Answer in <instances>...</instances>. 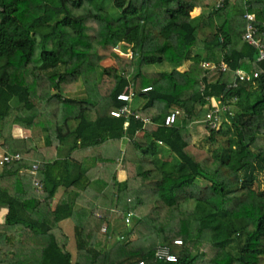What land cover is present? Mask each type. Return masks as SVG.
Masks as SVG:
<instances>
[{
    "label": "trees",
    "instance_id": "16d2710c",
    "mask_svg": "<svg viewBox=\"0 0 264 264\" xmlns=\"http://www.w3.org/2000/svg\"><path fill=\"white\" fill-rule=\"evenodd\" d=\"M249 3L264 21V0ZM244 12V0H0V144L22 156L0 165V264H264V62ZM127 85L145 104L115 116ZM212 100L232 114L205 124L206 151L191 125ZM78 216L73 253L61 222ZM160 244L177 260L157 259Z\"/></svg>",
    "mask_w": 264,
    "mask_h": 264
},
{
    "label": "built area",
    "instance_id": "2783aa9c",
    "mask_svg": "<svg viewBox=\"0 0 264 264\" xmlns=\"http://www.w3.org/2000/svg\"><path fill=\"white\" fill-rule=\"evenodd\" d=\"M226 0H217L216 8H221L224 6ZM245 3V12L244 17L246 19V27L242 34V38L248 42L251 46L257 49L258 56L257 59L259 61L264 62V21H260L257 19L256 14L251 12L249 0H244ZM128 57H133V52L129 50L127 52ZM217 65V66H216ZM204 66L208 68L218 67L219 70L225 71L228 68V64L225 60H221L219 64H213L211 62H204ZM237 79L239 81H251L254 78L259 76L258 72H250L243 68H238L236 70ZM239 81H235L230 85V87H237ZM151 89V87L145 88L144 91ZM134 97V90L131 85H127L125 89L117 95V98L121 101H126L127 104L122 106L118 110H112L111 113L115 116H125L129 117L132 115V110L130 107V103L132 102ZM231 113L229 105H223L217 102V104H212L211 109L206 114L205 123L213 129H216L221 124L222 114ZM181 112L178 109H172L170 113H168L165 117L164 124L166 126H172L175 124L178 118H180ZM137 118L143 120L145 123L150 122L148 117H143L140 115H136ZM1 147V144H0ZM22 158L20 152L16 153H6L0 151V165H5L7 163H13L15 161H19ZM39 169V163H34L32 167L28 170L30 174H35ZM35 185L38 187H42V184L39 180L35 181ZM125 223L130 225L132 220V213L128 212L125 216ZM102 230L107 231V226L104 225ZM174 244L179 245L182 244L181 239H175ZM155 256L157 259L165 260L168 262H174L177 260V255L172 252L170 245H158L155 250ZM133 264H144L143 261H138Z\"/></svg>",
    "mask_w": 264,
    "mask_h": 264
},
{
    "label": "crops",
    "instance_id": "0c3cea01",
    "mask_svg": "<svg viewBox=\"0 0 264 264\" xmlns=\"http://www.w3.org/2000/svg\"><path fill=\"white\" fill-rule=\"evenodd\" d=\"M216 2H217V0H216ZM200 11H201V9L200 8H196L195 10H194V12L193 13H195V14H192L193 16H196V15H198L199 13H200ZM212 63V62H211ZM248 71V70H247ZM133 102H134V99H133ZM132 102V103H133ZM212 102L214 103V104H217V102L216 101H214V100H212ZM131 103V104H132ZM212 103V104H213ZM145 104V103H144ZM143 104V105H144ZM155 104L158 106H162L163 105V103L162 102H160V101H156L155 102ZM142 105V106H143ZM141 106V107H142ZM131 108L134 110V107H132V105H131ZM230 110H231V113H232V109H231V107H230ZM225 114H227V113H225ZM225 114H222V115H225ZM228 114H230V113H228ZM182 116V114L180 115V117ZM225 117V116H224ZM224 117H222V118H224ZM193 126H194V131H193V133H192V139H193V141H194V143L196 144V145H198V147L200 148V147H202V146H200V144L197 142V139H198V137H197V128H199V127H201V122H195V123H193L192 124ZM191 125V126H192ZM26 131H30V134L32 133V131L31 130H26ZM17 132V133H16ZM13 134H14V136H17V134H20V136H17V137H26V136H30V134H23V133H21V127H19V126H15L14 127V129H13ZM128 141V138L127 137H124V139H123V146H125L126 145V142ZM204 148V147H203ZM0 149H1V147H0ZM201 149V148H200ZM204 149H206V148H204ZM116 178H117V181H119V182H124V181H126V179H127V177H128V175H127V171H126V169L125 168H123L122 166H119L118 167V169L116 170ZM58 198L59 197H57V199H56V201L58 200ZM8 213V208L7 207H5V206H2L1 204H0V224H2L3 222H4V220H5V217H6V214ZM84 222H85V219L83 218V217H80V216H78V217H76V218H74L73 220L72 219H67V220H64V221H62L61 222V224H62V226H63V228H64V230L68 233V235H69V237L71 238V235H70V233L71 234H73V237H74V227H75V224H79V225H82V224H84ZM74 242H75V240H74ZM70 244H71V241H70ZM69 247H70V245H69Z\"/></svg>",
    "mask_w": 264,
    "mask_h": 264
},
{
    "label": "rangeland",
    "instance_id": "374dc122",
    "mask_svg": "<svg viewBox=\"0 0 264 264\" xmlns=\"http://www.w3.org/2000/svg\"><path fill=\"white\" fill-rule=\"evenodd\" d=\"M192 14H195V13H192ZM125 55H127V54H125ZM111 62H112V60L108 59V60L104 61V64L107 65V64H110ZM169 68H170V66L168 64H156V65H151L150 66V69H153V70H163V69H169ZM81 89H83V88L81 87ZM143 104H144V100L141 99L140 97H137V98L134 99V102L131 105H132V107L137 109V108L141 107ZM205 124H206L205 122H201V127L196 129L197 132H198L197 133V137H198L197 142L200 144V146H202V147H200L201 149L206 148L205 150L209 151L211 149L210 148L211 145H210V143L207 140L208 131L206 129V125ZM193 131H194V126L192 125L191 126V133H193ZM21 133L30 134V131H26V129L21 128ZM32 134H34V133H32ZM35 134H36V132H35ZM17 136H20V134H17ZM0 151H2V150L0 149ZM130 224L132 225V223H130ZM131 225L126 224L125 223V218L122 217V219L116 223V229L118 231H120V230H122L125 227H131ZM70 235H71V244H70L69 249L74 253L75 252L74 237H73V234L70 233Z\"/></svg>",
    "mask_w": 264,
    "mask_h": 264
}]
</instances>
